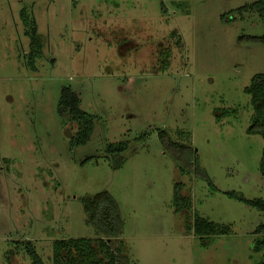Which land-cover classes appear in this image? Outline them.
<instances>
[{
	"label": "rangeland",
	"instance_id": "1",
	"mask_svg": "<svg viewBox=\"0 0 264 264\" xmlns=\"http://www.w3.org/2000/svg\"><path fill=\"white\" fill-rule=\"evenodd\" d=\"M256 1L0 0V264H32L28 244L52 264L56 241L101 238L82 202L100 192L119 207L111 243L125 264L261 261L263 215L227 196L264 198L244 93L264 75L251 39L264 23L238 12ZM64 88L93 118L83 146L59 111ZM160 131L192 148L185 174ZM120 143L122 159H107ZM176 185L189 210L177 211ZM197 218L229 233L202 241Z\"/></svg>",
	"mask_w": 264,
	"mask_h": 264
},
{
	"label": "trees",
	"instance_id": "2",
	"mask_svg": "<svg viewBox=\"0 0 264 264\" xmlns=\"http://www.w3.org/2000/svg\"><path fill=\"white\" fill-rule=\"evenodd\" d=\"M238 12L254 14L264 23V0H257L252 4H247L239 8ZM251 39L264 45V35L252 37ZM244 93L250 98L252 110L250 126L247 132L250 135H259L263 141L259 172L264 190V75H255L251 79L249 86L244 89ZM79 104L80 100L74 92L69 88L62 89L59 111L61 114L67 115L78 129L76 139L73 141L74 145L83 146L89 141L92 133L93 118L83 113L79 109ZM158 137L164 146L174 152L173 158L177 162L181 174L186 173L188 166L196 165L197 162L193 158L194 153L191 147L174 143L164 131H160ZM126 147L127 145L124 143L108 145L105 151L106 158L115 157L122 159L121 155L126 151ZM184 154L188 157L187 163L189 165L187 167L182 161L184 160L182 158ZM120 164L121 162L116 167L120 166ZM206 180L212 187L210 180L208 178ZM179 189L180 185H176L174 191L176 209L177 211L189 210L190 203L188 199L181 196ZM227 196L253 208L264 217V198L248 200L233 193H227ZM82 202L83 212L87 217L86 225L93 227L101 238L95 240L70 239L56 241L53 248L52 264H125V260L120 257L119 250L113 248L111 243L112 240L120 236L123 227V220L115 200L109 193L100 192L84 198ZM193 231L203 241V238L207 236L227 235L229 228L197 218ZM253 234L259 236V239L255 242L253 252L262 254L261 261L257 264H264V222L256 227ZM26 252L30 256L32 264H43L30 247V244L27 245Z\"/></svg>",
	"mask_w": 264,
	"mask_h": 264
}]
</instances>
